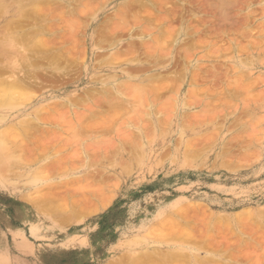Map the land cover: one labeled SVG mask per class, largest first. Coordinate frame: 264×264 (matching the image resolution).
<instances>
[{
  "label": "rangeland",
  "instance_id": "1",
  "mask_svg": "<svg viewBox=\"0 0 264 264\" xmlns=\"http://www.w3.org/2000/svg\"><path fill=\"white\" fill-rule=\"evenodd\" d=\"M19 1L35 8L22 20L29 34L40 27L48 41L37 53L71 64L62 80L40 73L45 87L34 94L55 100L37 117V101L23 106L33 121L16 158L0 159V264H264V0H236L222 24L208 0ZM132 81L156 89L140 102ZM74 113L83 135L69 146L63 120ZM168 212L187 226L154 242L146 233Z\"/></svg>",
  "mask_w": 264,
  "mask_h": 264
},
{
  "label": "bare ground",
  "instance_id": "2",
  "mask_svg": "<svg viewBox=\"0 0 264 264\" xmlns=\"http://www.w3.org/2000/svg\"><path fill=\"white\" fill-rule=\"evenodd\" d=\"M205 1V0H204ZM209 2V4H208V11L209 12H211V14H209V15H212V17L214 18V20H217V22L219 23L220 22V24H222L221 22H228V18L229 17H231V12H232V9H233V7H235L234 6V4H235V2H236V0H208ZM6 2V0H0V18H3L2 19V21L0 20V54L2 55H0L3 59H1V60H3V62L2 63H0V159H3V158H7V159H10V160H12V159H14V158H16V155H13V154H11V151H12V149L13 148H16L21 142H22V139L21 138H23V137H21L22 135H20V133H24L25 134V131L27 130V127L30 125V121L32 120L31 119V113L30 112H26V110L27 109H24L23 110V106H25V105H28V104H30V103H32V102H36L37 101V109L35 110V111H33V113H34V115H35V117H37L36 115H38L37 113H38V111H39V109L41 110V108L40 107H43L45 104H46V106H47V104H49V103H51V101H53V100H55L54 98L55 97H50V99L49 98H45V99H43L42 97H45V96H38V95H35L34 93L37 91V90H39L40 88H43V83H42V86H41V79H43V78H38L39 77V75H41L40 73L41 72H43V73H47V74H50L48 71H50L51 72V74H50V76L52 77V79H56L55 78V76L57 77V76H62V77H64V76H66V75H68V73H69V68H70V62H69V60L71 59V57L70 56H68V57H66L65 59H61L59 56L60 55H56V54H54V52L53 53H51V56H49V55H45V56H42V55H44L43 53H42V55H39L37 52H39L38 51V49H41V48H44V47H46L47 45H48V41L47 42H45L44 41V39L42 38V35L40 34V33H42V32H44V31H41V29H40V27H35L33 30H32V32H36L37 34H35V35H32V34H29V27L28 28H26L25 27V23L24 22H22V20H23V18H26V16H28L27 15V13L28 12H31L32 14L35 12V8H31L30 10H28V8L29 7H27V6H25L21 1H19V2H16V3H18V5L17 6H14L13 4H12V2H13V0L12 1H9V3H5ZM207 2V1H206ZM15 3V2H14ZM85 3V2H84ZM246 3V2H245ZM85 6V5H84ZM96 6V5H95ZM127 6V5H126ZM134 6V5H133ZM204 6V5H203ZM42 7V6H41ZM137 8V7H136ZM174 9V8H173ZM28 10V11H27ZM43 10H45V9H43ZM86 10V9H85ZM134 10V9H133ZM204 10V9H203ZM235 10V9H234ZM82 11V10H81ZM206 11V10H205ZM179 12V11H178ZM236 12V11H235ZM235 12H233L232 14H234ZM38 13V12H37ZM62 13V12H61ZM260 13V12H259ZM5 15H7V16H9V17H5ZM37 15V14H36ZM62 15V14H61ZM234 16V15H233ZM36 17V16H35ZM40 17V16H39ZM42 17V16H41ZM139 17V16H138ZM31 18V17H30ZM43 18V17H42ZM128 18V17H127ZM197 18V17H196ZM230 19V18H229ZM209 20V19H208ZM213 20V21H214ZM227 20V21H226ZM243 20V19H242ZM32 21H33V19H32ZM43 21V20H42ZM137 21V20H136ZM203 21V20H202ZM27 22V21H26ZM70 22V21H69ZM39 23V22H38ZM41 23V22H40ZM65 23H67V24H69V25H67L66 27H64V28H66V30L65 31H69L70 33H69V35L71 34V31H74V30H72V28L71 27H74V29L76 28V25L75 24H77L76 22H70V23H68V22H66L65 21ZM72 23V24H71ZM117 23H118V21H117ZM116 23V24H117ZM171 24V23H170ZM220 24H218V26L220 25ZM259 24V23H258ZM74 25V26H73ZM155 25V24H154ZM214 25V24H213ZM64 26V25H63ZM170 26V25H169ZM217 26V27H218ZM222 26V25H221ZM260 26V25H259ZM14 27H16V29H14V30H12V28H14ZM167 28V27H166ZM169 28H171V27H168L167 29H169ZM175 28H176V26H175ZM174 28V29H175ZM212 28H213V26H212ZM212 28H211V30H212ZM165 29V28H164ZM173 29V27L171 28V33L174 31V30H172ZM210 29V28H209ZM44 30V29H43ZM142 30V29H141ZM145 30H148V28H144V30L143 31H145ZM161 30V29H160ZM163 30V29H162ZM218 30V29H217ZM31 31V30H30ZM75 31H76V29H75ZM127 31V30H126ZM151 31V30H150ZM215 31H216V29H215ZM104 32V31H103ZM109 32V31H108ZM142 32V31H141ZM155 32H157L156 30H155ZM158 32H159V30H158ZM218 32V31H217ZM49 33V32H48ZM154 33V32H153ZM171 33H170V35H171ZM212 33V32H211ZM51 34V33H50ZM73 32H72V37H73ZM94 34V33H93ZM144 34V33H143ZM148 34V33H147ZM147 34H144V35H146L147 36ZM152 34V33H151ZM163 34V33H162ZM173 34V33H172ZM180 34H182V32H179V34L177 35V36H179ZM214 34H215V32H214ZM218 34H220L219 32H218ZM30 35H32L31 37H30ZM111 35V34H110ZM164 35V34H163ZM167 35V34H166ZM169 35V34H168ZM167 35V36H168ZM170 35H169V37H170ZM102 36V35H101ZM182 36V35H181ZM65 37H67V35L65 36ZM70 37V36H69ZM165 37V36H164ZM168 37V38H169ZM55 38V37H54ZM74 38V37H73ZM72 38V39H73ZM91 38V37H90ZM97 38V37H96ZM152 38V37H151ZM155 38V37H154ZM168 38L166 37V39L168 40ZM66 39H68V38H66ZM71 39V40H72ZM101 39V38H100ZM161 39V38H160ZM174 39L176 40L177 38L176 37H174ZM174 39H172L171 41L173 42V44H174ZM183 39V38H182ZM46 40H47V38H46ZM69 40V39H68ZM154 40H156V39H154ZM153 40V41H154ZM163 40H165V39H163ZM167 40H165L164 42L166 43V44H170V43H168L167 42ZM53 41H55L54 39L52 40V41H49L50 43L51 42H53ZM100 41V40H99ZM102 41V40H101ZM162 41V40H161ZM214 41V40H213ZM227 41V40H226ZM144 42V41H143ZM152 42V41H151ZM158 42V41H157ZM163 42V41H162ZM161 42V43H162ZM163 42V44H161V47H159V46H155V47H158L159 49H163V47H164V43ZM177 42H179V41H177ZM224 42V41H223ZM245 42V41H244ZM54 43V42H53ZM75 43V42H74ZM93 43V42H92ZM165 44V45H166ZM172 44V43H171ZM172 44V45H173ZM176 44H178V43H176ZM175 44V45H176ZM56 46H57V44H55ZM65 45V44H64ZM94 45V44H93ZM99 45V44H98ZM100 45H101V43H100ZM152 45V44H151ZM194 45V44H193ZM75 46V45H74ZM92 46V45H91ZM147 46H150L149 44L147 45ZM146 46V47H147ZM71 48V46L69 45L68 47H67V49L68 48ZM94 47V46H93ZM151 47V46H150ZM153 47V46H152ZM149 48V47H148ZM158 48H156L157 49V51H158ZM57 49V48H56ZM60 49H62V48H60ZM84 49V48H83ZM93 49V48H92ZM128 49V48H127ZM171 49V48H170ZM226 49V48H225ZM69 50V49H68ZM67 50V51H68ZM44 51V50H43ZM48 51V50H47ZM59 51H61V50H59ZM76 51V50H75ZM97 51V50H96ZM95 51V52H96ZM170 51V50H169ZM174 51V50H173ZM189 51V50H188ZM188 51H185L184 52V54H186V52H188ZM191 51V50H190ZM41 52V51H40ZM62 52V51H61ZM61 52H60V54H61ZM71 52V51H70ZM162 52H163V50H162ZM45 53H46V51H45ZM56 53V52H55ZM67 53V52H66ZM74 53V52H73ZM97 53V52H96ZM166 53V52H165ZM189 53V52H188ZM94 54V53H93ZM116 54H118V52L116 53ZM158 53H156V55H157ZM169 54H171V53H169ZM64 55V54H63ZM62 55V56H63ZM75 55V54H74ZM115 55V54H114ZM160 55V54H159ZM163 55H164V53H163ZM191 56H193L192 55V53L190 54ZM116 56V55H115ZM94 57V56H93ZM99 57V56H98ZM167 57H168V55H167ZM166 57V58H167ZM169 57H171V56H169ZM115 58V57H114ZM121 58V57H120ZM157 58V57H156ZM172 58V57H171ZM191 58V57H190ZM106 59V58H105ZM170 59V58H169ZM243 59V58H242ZM264 59V58H263ZM262 59V60H263ZM78 60V59H77ZM85 60V59H84ZM158 60V59H157ZM165 60V59H164ZM166 60H168V59H166ZM172 60V59H171ZM72 61V60H71ZM100 61H102V60H100ZM158 61H160V60H158ZM189 61V60H188ZM191 61V60H190ZM193 61V60H192ZM63 62V63H62ZM136 62V61H135ZM164 62V61H163ZM84 63V62H83ZM86 63V62H85ZM134 63V62H133ZM139 63V62H138ZM161 63V62H160ZM190 63V62H189ZM102 64V63H101ZM168 65H169V63H167ZM166 64V65H167ZM91 65V64H90ZM172 65V64H171ZM188 66H189V64H187ZM186 65V66H187ZM115 66V65H114ZM67 67H69V68H67ZM170 67V66H169ZM102 68V67H101ZM138 68V67H137ZM166 68V67H165ZM183 68V67H182ZM188 68V67H187ZM136 69V68H135ZM140 69V68H139ZM124 70V69H123ZM141 70V69H140ZM142 70H143V68H142ZM171 70V69H170ZM169 70V71H170ZM187 71H189V70H187ZM128 72V71H127ZM173 72V71H172ZM209 72V71H208ZM168 73H170V72H168ZM180 73V72H179ZM54 74V75H53ZM129 74V73H128ZM131 74V73H130ZM135 74V73H134ZM137 74V73H136ZM140 74V73H139ZM143 74V73H142ZM148 74V73H147ZM146 74V75H147ZM182 75H183V73H181ZM250 74V73H249ZM145 75V76H146ZM150 76L151 75H154V74H149ZM180 75V74H179ZM185 75V74H184ZM197 76L199 75V74H196ZM98 76V75H97ZM100 77L102 76V75H99ZM130 76V75H129ZM132 76H134V75H132ZM145 76L143 77V79L145 80ZM155 76V75H154ZM174 76V75H173ZM181 76V75H180ZM42 77V76H41ZM60 77H57V79H60V80H62V78H60ZM147 77H149V76H147ZM176 77V76H175ZM46 78H47V76H46ZM123 78V77H122ZM139 78H141L139 75H136V76H134L133 77V80L135 79V80H137V81H140L139 80ZM152 78V77H151ZM124 79V78H123ZM123 79H122V81H123ZM147 79V78H146ZM190 79H191V77H190ZM41 80V81H40ZM104 80L105 79H103V83H104ZM112 80V79H111ZM117 80V79H116ZM126 80V78L124 79V81ZM129 80V79H128ZM153 80V79H152ZM151 80V81H152ZM192 80V79H191ZM195 80V79H194ZM193 80V81H194ZM236 80V79H235ZM237 80H239V79H237ZM48 81H53V80H50L49 78H48ZM54 81H57V80H54ZM107 81V80H106ZM105 81V82H106ZM113 81V80H112ZM115 81V80H114ZM121 81V80H120ZM130 81V80H129ZM137 81H132V83H131V86H132V89H134L133 91L131 90V86H130V84H128V86H127V88L128 87H130L129 89L131 90V91H129V89L128 90H126V91H129L128 93L130 94V92H135V94L138 96L137 98H138V100L137 101H140L141 102V100L145 97V95H150L156 88L154 87V89H149V90H147L146 88H144V89H142V86H141V82H137ZM150 81V82H151ZM43 82V81H42ZM118 82V81H117ZM194 82H196V81H194ZM108 83V82H107ZM126 83H127V81H126ZM146 83V82H145ZM173 83H175V82H173L172 81V84ZM183 83H184V81H183ZM105 84V83H104ZM123 83H120V85H122ZM147 84V83H146ZM189 84V83H188ZM194 84V83H193ZM101 85V84H100ZM99 85V86H100ZM119 85V84H118ZM120 85H119V87H120ZM155 85V84H154ZM153 85V86H154ZM102 86H104V85H102ZM109 86V85H108ZM114 86V85H113ZM117 86V85H116ZM157 86V85H156ZM161 87H159V89L161 88L162 89V87L164 86V85H160ZM173 86H175V85H173ZM189 86V85H188ZM191 86V85H190ZM193 86V85H192ZM40 87V88H39ZM45 87V86H44ZM105 87V86H104ZM110 87H112V86H110ZM180 87V86H179ZM179 87H177V88H179ZM37 88V89H36ZM39 88V89H38ZM121 88V87H120ZM123 88V87H122ZM125 88V87H124ZM150 88V87H149ZM151 88H152V86H151ZM172 88V87H171ZM187 88V87H186ZM205 88V87H204ZM106 89H107V87H106ZM160 89V90H161ZM109 90V89H108ZM110 90H111V88H110ZM119 90V89H118ZM144 90V91H143ZM145 90H147V91H145ZM153 90V91H152ZM165 90V89H164ZM169 90H170V88H169ZM177 90V89H176ZM179 90V89H178ZM177 90V91H178ZM181 90H182V87H181ZM185 90V89H184ZM194 90V89H193ZM192 89H191V91H193ZM100 91V90H99ZM111 91H113V89L111 90ZM124 91H125V89H124ZM125 91V92H126ZM156 91H158V90H156ZM156 91H155V93H156ZM167 91V90H166ZM172 92H173V90H171ZM90 92H92V91H90ZM107 92V91H106ZM108 92H110V91H108ZM120 92V91H119ZM118 92V93H119ZM145 92H147V94L145 93ZM159 92H161V91H159ZM158 92V93H159ZM186 92V91H185ZM100 93V92H99ZM102 93V92H101ZM105 93V90H104V92H103V94ZM111 93H113V96H114V91L113 92H111ZM117 93V94H118ZM121 93V92H120ZM124 93V92H123ZM162 93V92H161ZM163 93H165V92H163ZM180 93V92H179ZM193 92H191V94H192ZM194 93H196V92H194ZM193 93V94H194ZM85 94H86V92H85ZM105 94H108V93H105ZM104 94V95H105ZM129 94H128V96H129ZM132 94V93H131ZM181 94V93H180ZM197 94V93H196ZM84 95V94H83ZM89 95V94H88ZM96 95V94H95ZM133 95V94H132ZM136 95H133L134 97L136 96ZM177 95V94H176ZM185 95H186V93H185ZM53 96H55V95H53ZM59 96V95H58ZM90 96V95H89ZM93 95H91L90 97H92ZM118 96V95H117ZM125 96H127V94H124V97ZM154 96V95H153ZM65 97V96H64ZM82 97V96H81ZM80 97V98H81ZM108 97H111V96H109L108 95ZM130 97V96H129ZM174 97V96H173ZM40 98H42V99H40ZM69 98V97H68ZM78 98V97H77ZM86 98V97H85ZM85 98H83L82 97V99L84 100ZM98 98L102 101V100H104V99H101V96L99 97L98 96ZM112 98V97H111ZM115 98V97H114ZM114 98H112V99H114ZM128 98V97H127ZM131 98V97H130ZM137 98H135V99H137ZM139 98H140V100H139ZM148 98H150V97H148ZM185 98V97H184ZM183 98V99H184ZM76 99V98H75ZM74 99V100H75ZM87 99V98H86ZM108 99V98H107ZM151 99H152V97H151ZM154 99V98H153ZM160 99V98H159ZM181 99V98H180ZM179 99V100H180ZM186 99V98H185ZM69 100H70V98H69ZM77 100V99H76ZM76 100H75V102H76ZM91 100H92V98H91ZM105 100H106V96H105ZM109 100V99H108ZM118 100H119V96H118ZM127 100V99H126ZM157 100V99H156ZM173 100V99H172ZM192 99H190V101H191ZM194 100V99H193ZM61 101V100H60ZM78 101V100H77ZM88 101V100H87ZM86 101V102H87ZM94 101V100H93ZM96 101L98 102V100L96 99ZM115 102H116V99L114 100ZM113 101V102H114ZM120 101V100H119ZM129 101V100H128ZM159 101V100H158ZM168 101V100H167ZM167 101H166V103H167ZM173 101H175V100H173ZM177 101V100H176ZM183 101V100H182ZM185 101V100H184ZM58 102V101H57ZM92 102V101H91ZM103 102V101H102ZM112 102V103H113ZM121 103H122V101H120ZM130 102H132L133 103V100L132 101H130ZM160 102H161V100H160ZM165 102V101H164ZM65 103H66V100H65ZM71 103V102H70ZM79 102H77V103H75V104H78ZM89 104H88V106L87 105H85L86 107H88L89 109L91 108V110L93 111L94 109L92 108L93 106H92V104H90V102H88ZM99 103L100 104H102L103 105V103H101L100 101H99ZM148 103V102H147ZM169 103V102H168ZM168 103L167 104H160V106H162L163 108H167V106H168ZM173 103V102H172ZM185 103V102H184ZM187 103H189V102H187ZM186 103V104H187ZM193 103V102H192ZM216 103V102H215ZM56 104H58V103H56ZM74 104V105H75ZM80 104V103H79ZM98 104V103H97ZM96 103H95V106L97 105ZM99 104V105H100ZM126 104H127V102H126ZM131 104V103H130ZM136 104H138V102L136 103L135 102V105ZM151 104V103H150ZM153 104V103H152ZM158 104V103H157ZM81 105H83V103L81 104ZM139 105V104H138ZM167 105V106H166ZM77 106V105H76ZM75 106V107H76ZM79 106V105H78ZM90 106V107H89ZM92 106V107H91ZM104 106V105H103ZM117 106V105H116ZM126 106V105H125ZM147 106H148V104H147ZM146 106V107H147ZM151 106V105H150ZM160 106H158L159 108H160ZM165 106V107H164ZM195 106V105H194ZM34 107V106H33ZM49 107H50V105H49ZM48 107V108H49ZM52 107H53V105H52ZM65 107H66V105H65ZM73 107V106H72ZM80 107V106H79ZM78 107V108H79ZM82 107V106H81ZM109 107V106H108ZM127 107V106H126ZM129 107V106H128ZM135 107H138V106H135ZM157 107V106H156ZM184 107V106H183ZM68 108H69V106H68ZM74 108V107H73ZM73 108H71L72 110H73ZM88 108H87V110H88ZM107 108V107H106ZM122 108H124V107H121V109ZM133 108H134V106H133ZM150 108H152V107H150ZM173 108V107H172ZM174 108H175V106H174ZM174 108H173V110H174ZM33 109V108H32ZM46 109H47V107H46ZM45 109V110H46ZM53 109V108H52ZM100 109V108H99ZM110 109H113V107L112 108H110ZM158 109V108H157ZM31 110V109H30ZM79 110V109H78ZM142 110V109H141ZM144 110H145V108H144ZM147 110V109H146ZM145 110V111H146ZM149 110V109H148ZM151 110V109H150ZM161 110H162V108H161ZM172 110V109H171ZM171 110H170V112H171ZM190 110V109H189ZM222 110V109H221ZM64 111V110H63ZM74 111H76V109H74ZM91 111V112H92ZM133 111L135 112V110L133 109ZM132 111V112H133ZM144 111V112H145ZM163 111V110H162ZM165 111V110H164ZM163 111V112H164ZM61 112V111H60ZM77 112V111H76ZM83 112H85V110H83L82 111V113H81V115H82V119L84 118V116L86 115V114H88V112H86V114L85 113H83ZM98 112V111H97ZM127 112H128V110H127ZM140 112V111H139ZM147 112V111H146ZM149 112L150 111H148V114H149ZM186 112V111H185ZM14 113H16V115H14ZM69 113V112H68ZM71 113V112H70ZM78 113H80L79 111H78ZM101 113V112H100ZM124 113V112H123ZM167 113V112H166ZM85 114V115H84ZM141 115H144L143 113H142V111H141V113H140ZM163 114V113H162ZM165 114V113H164ZM171 115L173 114V113H170ZM179 114V113H178ZM69 115V114H68ZM77 115V114H76ZM79 115V114H78ZM77 115V116H78ZM84 115V116H83ZM92 115H94V114H92ZM98 115V114H97ZM138 115H139V113H138ZM157 115H158V111H157ZM161 115V114H160ZM196 115H198L197 113H196ZM195 115V116H196ZM52 116V115H51ZM133 116H134V114H133ZM146 116H147V114H146ZM163 116V115H162ZM16 117H20L21 119H18V118H16ZM97 117V116H96ZM167 117V115H165V118ZM197 117V116H196ZM76 116H75V113H74V115H73V117L71 118V117H68L67 118V120L66 121H64L63 120V123H67V125L66 126H68L69 127V129H68V127H66V137H68L67 138V140L65 139V143H68V145L70 144V143H77L79 140H78V136H82L83 135V133L81 134V135H79L78 134V132H82V131H79V125H77V120H76ZM141 118V117H140ZM163 118V117H162ZM17 119V120H16ZM35 119V118H34ZM65 119H66V117H65ZM79 119V118H78ZM36 120V119H35ZM34 120V121H35ZM83 120H85V119H83ZM91 120V119H90ZM138 120V119H137ZM184 120V119H183ZM33 121V120H32ZM81 121V120H80ZM145 121H146V119H145ZM156 121V120H155ZM95 122V121H94ZM100 122V121H99ZM99 122H95L96 124H98ZM33 123V122H32ZM91 123H93V122H91ZM135 123H136V121H135ZM159 124H160V122H158ZM182 123V122H181ZM62 124V123H61ZM106 124H107V122H106ZM129 124V123H128ZM142 124H144V123H142ZM157 124V123H156ZM169 124V123H168ZM168 124H165V125H168ZM175 124V123H174ZM35 125V124H34ZM63 125V124H62ZM87 125H91V124H87ZM94 125V124H93ZM134 125V124H133ZM138 125H141V123L140 124H138ZM162 125V124H161ZM191 125V124H190ZM193 125V124H192ZM80 126H82V124H80ZM137 126V125H136ZM142 126V125H141ZM182 126V125H181ZM180 126V127H181ZM197 126V125H196ZM88 128H89V126H87ZM86 126H85V128H87ZM105 127V126H104ZM103 127V128H104ZM128 127V126H127ZM131 127V126H130ZM138 127V126H137ZM136 127V128H137ZM174 127H175V125H174ZM179 127V128H180ZM186 127V126H185ZM100 128V127H99ZM166 128V127H165ZM164 128V129H165ZM178 128V129H179ZM63 129V128H62ZM81 129H82V127H81ZM94 129V128H93ZM96 129V128H95ZM145 129V128H144ZM148 129H149V127H148ZM156 129V128H155ZM154 129V130H155ZM164 129H163V131H164ZM29 130V129H28ZM141 129H139V131H140ZM142 130H143V128H142ZM142 130H141V132H142ZM147 130V129H146ZM150 131H152L151 129H149ZM149 130H147V131H149ZM183 130H185V128L183 127ZM188 130H190V129H188ZM42 131V130H41ZM40 131V132H41ZM61 131V130H60ZM132 131V130H131ZM130 131V132H131ZM138 131V132H139ZM157 131V130H156ZM179 131V130H178ZM84 132V131H83ZM93 132V131H92ZM141 132H140V134H141ZM146 132V131H145ZM160 132H161V130H160ZM183 132V131H182ZM255 132V131H254ZM26 133H27V131H26ZM43 133V132H42ZM87 133V132H86ZM147 133V132H146ZM162 133V132H161ZM165 133V132H164ZM181 133V132H180ZM61 134V133H60ZM78 134V135H77ZM134 134H135V132H134ZM149 134V133H148ZM182 134H185V133H182ZM90 135H91V133H90ZM131 135V134H130ZM209 135V134H208ZM60 137L62 136V135H59ZM64 136V135H63ZM64 136V137H65ZM86 136V135H85ZM92 136V135H91ZM124 136V135H123ZM137 136H139V135H137ZM144 136H145V134H144ZM181 136H183V135H181ZM21 137V138H20ZM84 137V136H83ZM82 137V139H84ZM87 137V136H86ZM85 137V138H86ZM130 137V136H129ZM133 137H134V135H133ZM140 137V136H139ZM57 138V137H56ZM88 138V137H87ZM105 138V137H104ZM207 138H208V136H207ZM19 139H21V140H19ZM133 139H135V137L133 138ZM137 139V138H136ZM200 139V138H199ZM210 139V138H209ZM142 140V139H141ZM151 140V139H150ZM149 140V141H150ZM45 141V140H44ZM44 141H43V143H44ZM83 141V140H82ZM101 141V140H100ZM133 141H135V140H133ZM137 141H139V140H137ZM148 141V142H149ZM153 141V140H152ZM23 142H25L24 140H23ZM53 142V141H52ZM146 142V141H145ZM51 143V142H50ZM113 143V142H112ZM135 143V142H134ZM133 143V144H134ZM141 143H143V142H141ZM140 142H139V144H141ZM152 143V142H151ZM46 144V143H45ZM104 144V143H103ZM138 144V145H139ZM150 144V143H149ZM39 145V144H38ZM71 145V144H70ZM69 145V146H70ZM135 145H136V143H135ZM138 145H137V148H138ZM142 146L144 145V143L143 144H141ZM37 146V145H36ZM140 146V145H139ZM141 146V147H142ZM16 151V150H15ZM5 161V160H4ZM3 161V162H4ZM57 161V160H56ZM2 167V166H1ZM43 175H45V174H43ZM42 175V176H43ZM45 177V176H44ZM48 179V178H47ZM27 196V195H26ZM32 196V195H31ZM38 196V195H37ZM30 198H32V197H30ZM34 200V199H33ZM40 200V199H39ZM43 200V199H42ZM44 202H45V200H44ZM33 203H35V202H33ZM36 203H39L38 201H36ZM43 204V203H42ZM39 206V205H38ZM47 206V205H46ZM40 207V206H39ZM48 207V206H47ZM69 208V207H68ZM44 210V209H43ZM72 210V209H71ZM246 210V209H245ZM247 211V210H246ZM249 211V210H248ZM176 212V211H175ZM181 212V211H180ZM180 212H178L179 214H180ZM239 212V211H238ZM237 212V213H238ZM242 211H240V213H241ZM253 212V211H252ZM52 213V212H51ZM53 213H55V212H53ZM177 213V212H176ZM177 213V214H178ZM244 213H246V212H244ZM47 214H48V212H47ZM62 214V213H61ZM52 215H54V214H52ZM182 215H184V213L182 214ZM234 215H236V216H238V217H234V219H236V220H238L239 221V219H241L242 217L240 216V214H234ZM243 215V214H242ZM252 215V214H251ZM163 216V215H162ZM174 217H175V215H174ZM173 216H171V212L169 213L168 212V214H166V217L164 218V219H161V220H159V221H156L155 222V224L152 226V227H150L151 229H149L148 231H147V237H149V238H154L155 240H154V242H157V241H159L160 242V239H161V241H163V237H164V234L167 232V234H168V231H171V230H169V229H175V228H177L178 226H181L183 223L182 222H180V219H182V218H184V217H182V218H180V219H177V218H174ZM224 217H225V215H224ZM215 218V217H214ZM226 218H227V216H226ZM221 219H222V217H221ZM229 219V218H228ZM231 219V218H230ZM214 220V219H213ZM223 220V219H222ZM185 222V221H184ZM218 222V221H217ZM223 222V221H222ZM227 222H229V220L227 221ZM235 222H237V221H235ZM185 224H187V223H184L182 226L184 227V226H187V225H185ZM181 226V227H182ZM210 226V225H209ZM182 227V228H183ZM183 229H185V228H183ZM215 229V228H214ZM201 230H203V229H201ZM216 230V229H215ZM251 230V229H250ZM210 231H212V230H210ZM183 232H185V231H183ZM191 232H193V231H191ZM201 232V231H200ZM207 233H208V231H207ZM212 233V232H211ZM187 235H188V233H186ZM200 234H202V233H200ZM213 234V233H212ZM214 235V234H213ZM189 236V235H188ZM192 236V235H191ZM208 236H210V235H208ZM208 236H207V239H209L208 238ZM137 237V236H136ZM216 237V236H215ZM214 237V238H215ZM224 237V236H223ZM212 238V237H211ZM134 239H136V238H134ZM213 239V238H212ZM150 240V239H149ZM187 240V239H186ZM205 240V239H204ZM210 240V239H209ZM214 241V240H213ZM198 242V244H196V249L198 248V251H201V250H199L201 247H204V245H205V243H203V239L201 240V241H197ZM211 242V241H210ZM201 244H203V245H201ZM184 246H185V244H183ZM198 246H200V248L198 247ZM146 247V246H145ZM183 247V246H182ZM174 248V247H173ZM186 248H187V245H186ZM211 248V247H210ZM147 249V248H146ZM185 249V248H184ZM193 249V248H192ZM196 249H194V251L196 250ZM171 250V249H170ZM177 250V249H176ZM213 250V249H212ZM160 251V250H159ZM185 251V250H184ZM197 251V250H196ZM216 251V250H215ZM142 252V251H141ZM167 252V251H166ZM176 252V251H175ZM174 251H173V253H175ZM182 252H183V250H182ZM172 253V252H171ZM194 253V252H193ZM195 253H199V252H195ZM201 253V252H200ZM212 253V252H211ZM218 253V252H217ZM132 254V253H131ZM197 254H195V255H197ZM145 255V254H144ZM195 255L193 256V257H195ZM202 255V254H201ZM201 255H200V257H201ZM209 255H210V253H209ZM215 255V254H214ZM126 256H127V254H126ZM129 258V256H127V259ZM134 260H137V259H140L141 257H140V255L139 254H137V255H135L134 254V256L132 257ZM203 258H204V256H203ZM118 260V259H117ZM116 260V261H117ZM125 260V259H124ZM124 260H122V261H124ZM131 260V259H130ZM133 260V261H134ZM122 261H119V263L121 262V263H123ZM197 261V260H196ZM139 262V261H138ZM112 264V263H111Z\"/></svg>",
  "mask_w": 264,
  "mask_h": 264
}]
</instances>
